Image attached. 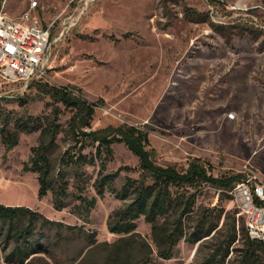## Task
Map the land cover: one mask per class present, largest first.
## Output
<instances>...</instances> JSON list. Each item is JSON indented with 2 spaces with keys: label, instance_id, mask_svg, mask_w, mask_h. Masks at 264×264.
I'll list each match as a JSON object with an SVG mask.
<instances>
[{
  "label": "rangeland",
  "instance_id": "374dc122",
  "mask_svg": "<svg viewBox=\"0 0 264 264\" xmlns=\"http://www.w3.org/2000/svg\"><path fill=\"white\" fill-rule=\"evenodd\" d=\"M32 1L0 0V13L20 19ZM35 1L32 14L51 33L49 66L28 81L0 78V110L10 115L11 127L17 118L45 119L59 107V122L68 129L77 108L53 99L45 87L71 85L100 102L94 129L148 125V147L159 164L183 170L199 158L216 174L242 175L252 165L264 178V0ZM39 139L40 130L20 131L18 144L7 150L0 132V202L28 205L65 226L49 231L42 250L23 263L8 260L16 243L0 229V264H202L214 251L218 258L227 251L235 220L238 238L224 261L208 264H241L239 229L246 225L230 191L206 185L194 214L212 213L217 228L197 243L181 239L174 255L163 258L144 215L128 243L120 240L128 234L109 230L111 214L126 204L115 191L107 190L87 217L76 199L57 210L51 191L39 198L37 173L23 168ZM58 143L57 156L75 145L66 130ZM113 149L107 171L119 170L115 187L121 189L128 176L140 177L139 157L124 142ZM98 161L84 167L90 181ZM95 193L89 185L88 194ZM88 234L96 243L89 244ZM256 264H264V252Z\"/></svg>",
  "mask_w": 264,
  "mask_h": 264
},
{
  "label": "trees",
  "instance_id": "16d2710c",
  "mask_svg": "<svg viewBox=\"0 0 264 264\" xmlns=\"http://www.w3.org/2000/svg\"><path fill=\"white\" fill-rule=\"evenodd\" d=\"M190 12L196 13L189 10L187 14H191ZM45 90L53 99L62 101L67 107L77 108L69 120L68 129L59 122V107H54L52 114L45 119L32 115L17 118L14 128L10 126V115L0 110V119L3 122L0 132L7 150L18 144L20 131L40 130L39 143L32 146L31 157L23 167L26 171L37 173L39 198H43L51 191L53 205L57 210L67 206L71 198L76 199L75 208L87 217L96 206L98 199L105 197L107 190L115 191L116 196L125 200L126 204L111 214L108 222L109 230L128 234L129 237L120 239L128 243L131 235L135 233L136 220L144 215L146 221L151 224V234L158 248V254L163 258H171L174 255L181 239L185 238L188 242L197 243L217 228L212 213L194 214L197 199L206 185L231 191L242 174L227 172L216 174L212 171V164L199 158L191 160L188 167L183 170L173 165L159 164L148 147V125L124 123L110 127L111 129H94L92 120L96 108L101 105L99 101H90L77 95L75 87L71 85L47 84ZM65 130L75 145L68 147L57 156L55 153L59 147L58 136ZM115 142H124L139 157L140 177L128 176L121 189L115 187L119 170L107 171L108 162L113 157ZM87 148L90 149L86 151ZM97 161L99 163L97 176L90 181L84 167L88 163L94 164ZM89 185L95 189V194H88ZM191 219L194 221L192 229H189L188 221ZM243 220L245 223V219ZM237 225L235 220L229 247L238 238ZM64 226L62 221L49 218L42 211L28 205L0 202V229L6 231V239H13L16 243L15 249L8 257L10 261L16 259L19 263H23L29 255L40 252L48 232L59 230ZM245 229V226L239 229L242 233L240 239L243 240L241 264H256L259 252H264V242L252 239ZM88 238L89 244L96 243V235L88 234ZM229 247L220 258H218L220 251H214L202 264L223 262ZM149 248L152 250L150 246ZM221 248L219 247V250ZM117 250L118 247L114 252ZM110 263L109 261L107 264ZM124 264L135 263L125 261Z\"/></svg>",
  "mask_w": 264,
  "mask_h": 264
},
{
  "label": "built area",
  "instance_id": "2783aa9c",
  "mask_svg": "<svg viewBox=\"0 0 264 264\" xmlns=\"http://www.w3.org/2000/svg\"><path fill=\"white\" fill-rule=\"evenodd\" d=\"M36 6L37 1H32L20 19L0 13V78L4 82L28 81L46 74L51 33L32 14ZM230 193L244 216L248 235L264 242V178L252 165H246Z\"/></svg>",
  "mask_w": 264,
  "mask_h": 264
},
{
  "label": "bare ground",
  "instance_id": "6f19581e",
  "mask_svg": "<svg viewBox=\"0 0 264 264\" xmlns=\"http://www.w3.org/2000/svg\"><path fill=\"white\" fill-rule=\"evenodd\" d=\"M229 116L230 117H235V113L234 112H231V113H229Z\"/></svg>",
  "mask_w": 264,
  "mask_h": 264
}]
</instances>
